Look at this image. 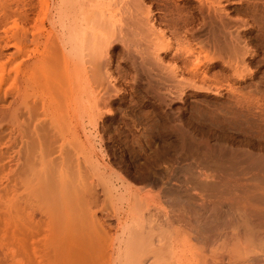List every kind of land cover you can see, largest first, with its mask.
I'll list each match as a JSON object with an SVG mask.
<instances>
[{
  "label": "bare ground",
  "instance_id": "obj_1",
  "mask_svg": "<svg viewBox=\"0 0 264 264\" xmlns=\"http://www.w3.org/2000/svg\"><path fill=\"white\" fill-rule=\"evenodd\" d=\"M0 264H264V0H0Z\"/></svg>",
  "mask_w": 264,
  "mask_h": 264
},
{
  "label": "rangeland",
  "instance_id": "obj_2",
  "mask_svg": "<svg viewBox=\"0 0 264 264\" xmlns=\"http://www.w3.org/2000/svg\"><path fill=\"white\" fill-rule=\"evenodd\" d=\"M128 97H126V100L124 101V99H122V100H118V99H115L114 101H113V104H112V107H113V112L114 111H116L117 112V114H116V112H114L113 113V118L110 120V121H108L106 124V126L110 129V127H111V130H115L116 128H118L117 127V125H119L120 123L122 124V127H124L125 128V130L127 129V127H129V126H132V127H130L131 129H129L130 130V133H133L132 135H135V134H137V128L134 126V121L135 120H133V119H135V117L133 118V115L132 114H130V112H132L133 114L136 112V114H134V115H137V112H139V113H142V112H147L148 110H149V107L147 108L146 106H142V105H139L140 103H139V101L137 100V99H135L134 100V98L132 97V98H128ZM133 100H134V102H133ZM137 100V101H136ZM119 101H121L122 102V104H121V102H119ZM129 101V102H128ZM127 102V103H126ZM131 102H132V104H131ZM117 103V104H116ZM125 103V104H124ZM135 103V104H134ZM128 104H131V105H128ZM119 105V106H118ZM125 105L128 107H125ZM121 106V108H119ZM134 106H139L138 108H135ZM114 107H115V110H114ZM142 107V108H141ZM146 107V108H145ZM122 108H124V109H122ZM126 108V109H125ZM132 108H134V109H132ZM145 108V109H144ZM117 109V110H116ZM128 109H129V112H128ZM138 109V110H137ZM121 110V112H119V111ZM123 110H125V112L123 111ZM127 110V111H126ZM137 110V111H136ZM140 111H142V112H140ZM121 115H120V114ZM124 113V114H123ZM119 114V115H118ZM122 115H123V117L125 116V118H123L122 119ZM131 115V116H130ZM120 116H121V118H120ZM120 118V120L119 119H116V118ZM130 117V118H129ZM133 118V119H132ZM125 119V120H124ZM121 120H123V121H121ZM130 121V122H129ZM133 123H132V122ZM114 122V123H113ZM127 122V123H126ZM131 123H132V125H131ZM111 124V125H110ZM120 124V125H121ZM126 124V125H125ZM115 126H116V128H115ZM133 126H134V128H133ZM128 130V129H127ZM128 130V131H129ZM136 130V131H135ZM132 131H134V132H132ZM199 131V130H198ZM197 133V135H194V136H197L198 137V133L199 132H196ZM200 135V134H199ZM113 144V143H112ZM195 158V157H194ZM196 159V158H195ZM182 159H180V161H181ZM184 161V160H183ZM190 160H187V162H189ZM181 164H186V163H184V162H182Z\"/></svg>",
  "mask_w": 264,
  "mask_h": 264
}]
</instances>
